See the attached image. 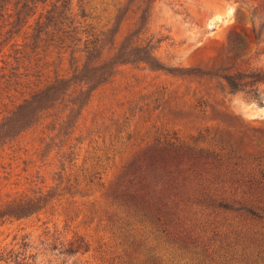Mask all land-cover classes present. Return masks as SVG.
<instances>
[{
    "label": "rangeland",
    "instance_id": "obj_1",
    "mask_svg": "<svg viewBox=\"0 0 264 264\" xmlns=\"http://www.w3.org/2000/svg\"><path fill=\"white\" fill-rule=\"evenodd\" d=\"M257 13L264 0H0V130L17 127L0 144V210L48 199L0 223V264H42L57 250L74 264H136L114 195L149 185L152 174L132 175L136 166L174 169L181 155L205 158L209 174L192 170L203 160L184 161L189 171L172 173L165 187L198 197V184L209 185L213 200L261 216L201 211L202 240L264 232V179L247 185L264 173V124L231 113L220 78L226 68L264 70ZM96 38L94 68L138 52L88 83L85 40ZM206 41L219 46L196 53ZM189 215L180 214L186 224ZM71 243L83 248L70 254Z\"/></svg>",
    "mask_w": 264,
    "mask_h": 264
},
{
    "label": "trees",
    "instance_id": "obj_2",
    "mask_svg": "<svg viewBox=\"0 0 264 264\" xmlns=\"http://www.w3.org/2000/svg\"><path fill=\"white\" fill-rule=\"evenodd\" d=\"M49 18L47 20H51L53 17ZM47 25L44 24L42 27L45 28ZM255 38L258 39L259 37ZM85 43L86 60L80 79L86 80L88 83L102 79V76L107 74L110 67L117 61L123 60L122 58L124 57L129 58V56L138 52V49L134 48L110 63V66L103 64L100 68H94L91 66V62L100 52L99 40L97 38L90 42L85 40ZM142 60L151 61L149 57H144ZM224 72L226 73L220 75V78L227 87L230 86L233 92L237 89H244L254 96L257 86L264 84V70L259 68L245 71L235 70L234 72H232L231 68H226ZM15 128L17 127L8 126L7 124L2 125L0 144L6 138L14 136L15 132L13 130ZM173 159L175 158H167L166 162ZM178 159L179 163L174 169L169 165H162L158 169L152 165V168L147 167L145 170L141 166H136L135 169H131L132 175L152 174L149 185H145L139 190H133L130 193L127 192L128 194L114 195L117 206L122 209L123 216L121 221L132 240L130 245L134 250L130 253L135 257V261L137 260L136 264H264V232L229 231L228 234L220 238L212 232L213 237L207 241L202 240L203 237L196 233V230L201 231V228H204L201 226V219H198V214L201 211L220 210L235 212L258 220L261 219V216L244 205L235 208L227 202L213 200L210 195L211 186L209 185L200 186L198 184V197L187 196L190 188L184 185H178V187L177 184H172L165 187L163 183L169 175L177 173L180 176L189 171V169L185 170V167H182V162L184 161L187 164L191 160L194 163L203 160L198 167L191 165L192 170L197 171L198 176L200 174H209V170L207 171L205 167V158L195 161L192 155L186 157L181 155L176 157V160ZM263 176L264 173L260 172V178L257 177V180L253 183L248 181L247 185L250 184L252 186L255 183L257 187L261 186L263 183L262 179H264ZM47 202V196H39L8 205L5 209L0 210V223L4 219L28 217L44 208ZM185 211H189V214H191L187 224L182 220L183 217L180 216ZM213 224L211 223L210 226ZM187 225H191V227ZM202 232H207V229ZM212 242L218 243L215 248L210 247ZM82 248V245L77 244L74 246L71 243L67 252L70 254L77 253ZM160 251H164L167 256L166 259H164V255Z\"/></svg>",
    "mask_w": 264,
    "mask_h": 264
},
{
    "label": "clouds",
    "instance_id": "obj_3",
    "mask_svg": "<svg viewBox=\"0 0 264 264\" xmlns=\"http://www.w3.org/2000/svg\"><path fill=\"white\" fill-rule=\"evenodd\" d=\"M236 8L232 7L228 11V16L235 22ZM252 24L257 30L264 26V15L259 13L251 18ZM227 94L229 97V110L231 113L245 122L260 126L264 124V84L257 86L256 94L250 95L244 89L232 91L228 86ZM52 259V264H74L75 257L57 250L54 253H47L46 258ZM42 258V264H47V259Z\"/></svg>",
    "mask_w": 264,
    "mask_h": 264
},
{
    "label": "water",
    "instance_id": "obj_4",
    "mask_svg": "<svg viewBox=\"0 0 264 264\" xmlns=\"http://www.w3.org/2000/svg\"><path fill=\"white\" fill-rule=\"evenodd\" d=\"M219 46L218 42L215 41H206L200 47L196 49V53H204L214 47Z\"/></svg>",
    "mask_w": 264,
    "mask_h": 264
}]
</instances>
